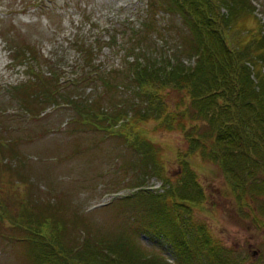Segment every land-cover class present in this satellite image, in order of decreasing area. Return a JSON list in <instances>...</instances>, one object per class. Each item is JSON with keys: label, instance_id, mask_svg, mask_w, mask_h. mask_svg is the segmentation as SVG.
I'll list each match as a JSON object with an SVG mask.
<instances>
[{"label": "rangeland", "instance_id": "rangeland-1", "mask_svg": "<svg viewBox=\"0 0 264 264\" xmlns=\"http://www.w3.org/2000/svg\"><path fill=\"white\" fill-rule=\"evenodd\" d=\"M252 2L264 22V0ZM148 7L149 0H0V135L14 139L12 143L22 159L17 161L15 168L21 170L28 180L24 177L22 186L13 187L8 185L4 175H0V179L3 194L11 192L4 197L11 206L20 202L25 181H28L31 198L40 204L53 199L63 204V208L67 206L69 213L81 214L83 217L79 219H86V226L95 224L109 234L138 226V239L148 251L172 257L175 250L171 244L164 237H159V241L154 243L149 231L153 224L151 220L144 223L143 219L147 210L153 209L155 204L154 199L148 203V192L155 194L163 191L164 176H170L173 183L181 177L183 148L191 144L186 133L195 128L203 132L212 122L206 116L202 118L204 113L194 117V108L204 102L197 99V88L193 83L186 85L174 78L173 86L159 87V93L168 106L166 111H174V115L168 118V126L161 122L163 126L155 127V121L144 124L148 138L154 141L153 149L150 147L152 152L143 147L146 153H142L140 148L128 147L117 135L104 130V126L89 130L86 125L87 128L81 130L72 122L66 123L67 119L72 120L70 116H73L74 109L67 104L57 109L49 107L52 105L50 102H43L37 109L45 106L47 113L49 110L52 112L44 118H38L39 114H34L36 118H32L33 115H29L31 118L14 115L15 111L22 112L21 100L9 97L6 89L10 84L26 79L28 68H40L42 64L47 73L54 69L65 76L63 84L67 86L62 90L65 94L77 92L79 88L69 89L71 79L74 77L76 80L87 74L84 70L91 71L93 68L86 65L78 47L84 39L95 44L94 61L101 65V73L121 70L112 76L115 85L110 90L97 79L98 75L89 73L96 76L89 80L91 85L86 91L82 90L81 97L99 98L103 109L109 112H117L120 108L133 111L137 105L142 106L140 89L134 79L136 69L128 64V60H135L136 54L128 53L132 52L130 46L136 44L137 38L140 40L136 50L141 47V52L146 51L139 58L144 64L155 61L158 66L160 61L167 60L162 55L163 49L167 50L168 56H172L174 63L177 56L186 65L194 63L196 58L189 54V46L182 44L183 33H188L184 27L185 19L178 13L162 10L157 13L159 22L154 23ZM251 25L254 27V23ZM23 46L29 48L27 56L30 62L16 63V55L19 52L23 54ZM261 73L264 77V71ZM138 98L139 104L135 101ZM67 126L74 127L67 129ZM144 142L147 143L146 139ZM156 148L165 166L161 172L152 166V154ZM36 153L41 160L38 162L35 159L30 164L28 158H33ZM190 162L200 184L204 185L207 198L192 199L197 189L181 187L182 196L189 197H180L183 213L190 206V213L186 215L207 224L224 245L232 247L227 252L234 260L236 258L244 264H252V261L264 264V218L258 220L244 201L237 203L232 190L227 191L229 178L222 162L205 158L202 153H197ZM0 174H4L3 171ZM136 180L143 189L139 202L122 199L123 195L139 188L133 190L127 186ZM120 181L125 187L116 188ZM113 188L121 189L117 203L90 209L96 204L108 202L115 192L107 191ZM143 197H147L146 202H142ZM74 232L78 234L76 229ZM115 237L122 240V235ZM0 264H30L19 245L1 233Z\"/></svg>", "mask_w": 264, "mask_h": 264}, {"label": "trees", "instance_id": "trees-1", "mask_svg": "<svg viewBox=\"0 0 264 264\" xmlns=\"http://www.w3.org/2000/svg\"><path fill=\"white\" fill-rule=\"evenodd\" d=\"M162 10L178 13L185 19L184 27L188 33H183L182 44H187L189 54L196 58L194 63L186 65L177 56L174 63L172 56H168L167 50L163 49L162 55L167 60L160 61L158 66L155 61L144 64L139 58L146 51L141 52V47L136 50L140 40L137 38L138 42L130 46L132 52L128 53H135V60H128V64L136 69L134 79L140 89L143 105H137L133 111L120 108L117 112H109L103 109L99 98L81 97L82 90L86 91L91 85L89 80L92 77L98 75L97 79L110 90L115 85L112 76L121 70L101 73V65L94 61L95 44L84 39L78 47L86 65L93 68L91 71L84 70L87 74H82L78 79H71L69 89L79 88L77 92L65 94V76L54 69L47 73L42 64L40 68H28L29 76L26 79L10 84L6 89L9 97L21 100L22 112L15 111L14 115H27V118L33 115V118L34 114H39L38 118H44L52 112L49 110L47 113L45 106L37 109L43 102H50L52 105L49 107L57 109L67 104L74 109L73 116L69 115L72 120L67 119L66 123L72 122L81 130H85L86 125L89 130L104 126V130L117 135L128 147L140 148L142 153H146V150L153 149L154 141L148 138L144 124L155 121V127L163 126L161 122L168 126V118L174 115V111H166L168 106L159 93V87L173 86L174 78L186 85L192 82L197 88V99L204 102L202 106L194 108V117L204 113L202 118L206 116L212 122L203 132L195 128L186 133L191 144L183 148L181 177L173 183L170 176H164L163 191L155 194L148 192V203L154 199L155 204L153 209L147 210L143 219L144 223L151 220L153 224L149 231L154 243L159 241V237H164L175 250V255L171 257L148 251L138 239V226L117 232L122 235L120 240L113 231L109 234L95 224L86 226L88 221L84 218L81 221V214L69 213L67 206L63 208V204L53 199L40 204L31 198L28 191L31 184L28 181H25L20 202L11 206L4 198L11 192L3 194L0 179V233L19 245L30 264H244L228 255L227 251L232 247L224 245L207 224L186 215L190 213V206L183 213L180 197H189L182 196L180 188L195 187L197 192L192 199L207 198L204 185L200 184L190 162L197 153H202L205 158L222 162L229 178L227 191L232 190L237 203L244 201L258 220L264 218V77L261 73L264 71V22L258 16L252 0H149L147 11L153 15L154 23L159 22L157 13ZM253 23L254 27L251 25ZM111 39L115 40V37ZM27 48L23 46V54L19 52L16 55V63L30 62ZM34 58L37 59L36 55ZM138 100L140 98L135 101L138 103ZM42 112L45 114L42 115ZM13 140L0 135V172L4 173L0 175L7 177L8 185L16 187L22 186L21 182L27 177L15 168L17 161L22 159L16 152ZM157 155L158 148L153 150L152 166L161 172L165 166ZM35 159L39 162L40 155L36 153L33 158H28L30 164ZM120 183L116 188L125 187L122 181ZM127 186L133 190L139 188L123 195L122 199L139 202L142 184L136 180ZM116 188L107 191L115 192L108 202L96 204L90 209L117 203L121 189L114 190ZM147 197H143L142 202H146ZM75 229L78 234L74 232ZM252 264L261 263L252 261Z\"/></svg>", "mask_w": 264, "mask_h": 264}, {"label": "bare ground", "instance_id": "bare-ground-1", "mask_svg": "<svg viewBox=\"0 0 264 264\" xmlns=\"http://www.w3.org/2000/svg\"><path fill=\"white\" fill-rule=\"evenodd\" d=\"M236 200V199H235Z\"/></svg>", "mask_w": 264, "mask_h": 264}]
</instances>
